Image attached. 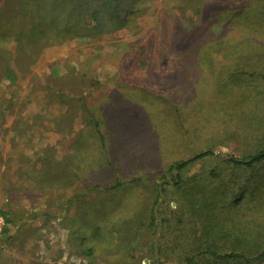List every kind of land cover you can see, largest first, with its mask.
<instances>
[{
  "label": "rangeland",
  "instance_id": "obj_1",
  "mask_svg": "<svg viewBox=\"0 0 264 264\" xmlns=\"http://www.w3.org/2000/svg\"><path fill=\"white\" fill-rule=\"evenodd\" d=\"M35 8L0 0V162L33 150L21 175L50 199L27 222L0 202V264H248L209 248L258 256L264 161L233 159L264 150V0ZM47 13L64 27L51 29ZM36 25V41L16 38Z\"/></svg>",
  "mask_w": 264,
  "mask_h": 264
},
{
  "label": "trees",
  "instance_id": "obj_2",
  "mask_svg": "<svg viewBox=\"0 0 264 264\" xmlns=\"http://www.w3.org/2000/svg\"><path fill=\"white\" fill-rule=\"evenodd\" d=\"M112 1H114V0H97V2L104 3V4H108ZM34 3L36 4V8H35L36 12H41L43 10V8H46V6H52V11H56V14L60 15L59 13L61 12V9H66V7L69 4V0H34ZM82 5H84V3ZM28 10H34V9L30 8V3L27 4V7L23 11V13L24 12L26 13ZM98 13H99V10L94 9L90 14L84 13V16L89 17L90 23H97L98 22ZM44 15L46 16L44 21L49 25V27L51 29H60V28L64 27V23L60 22V16H56L54 14L52 15V14H48V13L44 14ZM69 15H70V20H71V12H69ZM19 23L23 29L24 26L22 23H24V21L22 20ZM80 24H82V17H81ZM262 25H263V22L252 23L251 26H255L254 31L252 30V32L261 34ZM68 27H73V26L68 25ZM38 28H39V26L36 25L33 29H30L26 32H24V30H22L16 36V38H19L21 41L27 40V42H30L31 40L36 41V39L38 38V36L40 34V32L38 31ZM225 33H227V32H225ZM11 34H12L11 35V38H12L14 36V34L12 32H11ZM63 34H70V33L67 30H65ZM64 36H68V35H64ZM257 37H258V35L256 36V38ZM5 38L9 39V35L7 34L5 36ZM209 154H212V152H210V151L200 152V153L196 154L195 157L192 159H189V160L184 161V162L180 161V162L175 163L174 167L182 169L187 164H189L191 161L196 160L198 158H202V157L209 155ZM233 161L237 165H245L247 167H252L255 163H260V162L264 161V150H261L260 152L249 156L245 160L233 159ZM156 220H157V218L155 217V215L153 213V215H152L153 223L156 222ZM8 222H9V219H8ZM202 252L210 254L211 256H213L217 260H223V259H229V258L241 259L248 264H256L257 260H261L264 258V249L256 257L248 256L247 254L242 253V252L241 253H238V252L219 253L215 249H212V248L203 250ZM186 262H187V264H199V261H197V259H196V255H192V256L187 257Z\"/></svg>",
  "mask_w": 264,
  "mask_h": 264
},
{
  "label": "crops",
  "instance_id": "obj_3",
  "mask_svg": "<svg viewBox=\"0 0 264 264\" xmlns=\"http://www.w3.org/2000/svg\"><path fill=\"white\" fill-rule=\"evenodd\" d=\"M24 155L25 157L21 161L25 159V162H0V202L5 208L11 209L12 214L16 212L23 219L21 222L31 221L25 216L43 213L45 207L42 204H47L50 199L46 189L36 184L33 174L29 176L26 172L24 176L21 175L28 171L26 169L29 171L34 169L33 162L27 161L34 156V151H26ZM46 209L50 210L51 208L47 206Z\"/></svg>",
  "mask_w": 264,
  "mask_h": 264
},
{
  "label": "water",
  "instance_id": "obj_4",
  "mask_svg": "<svg viewBox=\"0 0 264 264\" xmlns=\"http://www.w3.org/2000/svg\"><path fill=\"white\" fill-rule=\"evenodd\" d=\"M227 158H230L227 154H224ZM160 195H161V198L159 199V201H158V203L156 204V206H155V210H154V215H155V217L157 218V220H158V226H156V229H157V231L159 232L160 230H161V225H162V218H161V216H160V214H159V205H160V203L163 201V190H162V188L160 187ZM157 240H158V234L156 235V239H155V242H157ZM155 246V243H153L152 244V248ZM158 251L156 250V253H157Z\"/></svg>",
  "mask_w": 264,
  "mask_h": 264
},
{
  "label": "built area",
  "instance_id": "obj_5",
  "mask_svg": "<svg viewBox=\"0 0 264 264\" xmlns=\"http://www.w3.org/2000/svg\"><path fill=\"white\" fill-rule=\"evenodd\" d=\"M9 226L8 218L0 204V234L3 233Z\"/></svg>",
  "mask_w": 264,
  "mask_h": 264
}]
</instances>
